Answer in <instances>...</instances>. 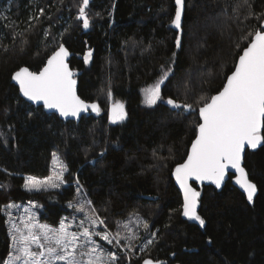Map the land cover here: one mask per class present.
<instances>
[{"label": "trees", "instance_id": "trees-1", "mask_svg": "<svg viewBox=\"0 0 264 264\" xmlns=\"http://www.w3.org/2000/svg\"><path fill=\"white\" fill-rule=\"evenodd\" d=\"M81 3L0 0V264L11 250L6 205L35 201L40 219L57 224L81 194L111 232L136 218L156 232L142 250L136 242L129 253L118 249L120 264L145 257L171 264H264V145L244 157L258 187L252 202L231 175L221 190L199 189L203 227L183 216L172 177L197 134L200 97L222 89L248 34L264 30V0H185L180 32L172 24L174 0H90L87 29L78 19ZM62 43L73 52L79 95L100 105L79 122L32 105L12 82L23 66L39 71ZM164 72L162 100L144 105L142 89ZM168 98L195 110H174ZM112 101L127 112L115 124L108 116ZM56 152L67 164L64 184L25 188V175L49 176Z\"/></svg>", "mask_w": 264, "mask_h": 264}, {"label": "snow or ice", "instance_id": "snow-or-ice-1", "mask_svg": "<svg viewBox=\"0 0 264 264\" xmlns=\"http://www.w3.org/2000/svg\"><path fill=\"white\" fill-rule=\"evenodd\" d=\"M176 8L172 24L181 29L185 0H174ZM90 0H82L79 7V17L83 28L90 26L86 9ZM43 12V9H41ZM264 28V24L261 25ZM252 38L235 64L231 75L227 76L226 84L218 94L211 97H200L202 106L198 109L201 122L198 123V135L192 143L187 159L176 166L175 178L183 190L182 214L199 222L204 226L206 221L197 208L200 205L201 193L189 181H211L220 188L228 171L238 173L236 183L246 192L247 200L253 201L257 192V185L249 179L248 172L242 166L245 146L255 149L264 143V30L249 33ZM26 43V42H25ZM176 47L181 46L180 37L175 41ZM67 48L61 44L47 59L46 65L39 71H30L27 67L16 71L12 79L19 90L28 100L40 103L49 110H56L62 117L79 118L82 112L91 108L99 112L97 104L89 105L77 95V81L74 72L69 68L66 58ZM90 55V53H89ZM175 55V53H173ZM168 78V73L162 76L144 90L145 103L156 105L162 100L161 85ZM166 103L174 108L183 107L195 110L194 105H181L174 99L168 98ZM112 121H123L127 117L124 104L115 102L111 108ZM31 115V113L29 114ZM54 159L56 154L53 153ZM66 166L44 181L35 177L29 178L31 188L59 187L64 181ZM59 182V183H58ZM2 187V185H0ZM30 188V190H31ZM90 204V201H85ZM77 211H85L84 203L70 204ZM94 213V209L92 210ZM23 228L12 224L13 252L8 264H117L119 257L113 252L102 250L93 237H100L109 244H120V232L114 235L106 232L93 231L92 227L103 224L94 214L87 216V224L80 220L78 228L82 231H69L70 225L63 221L59 228L35 221L34 214L28 216ZM127 228V225H123ZM143 228L149 230V224L143 222ZM38 230V231H36ZM135 233L126 237L131 242L137 239ZM152 244L153 240L147 241ZM211 243V238L208 239ZM91 245V247H89ZM43 257V259H41ZM86 257V260L84 259ZM143 264H154L151 259H145ZM155 264H161L156 261Z\"/></svg>", "mask_w": 264, "mask_h": 264}, {"label": "rangeland", "instance_id": "rangeland-1", "mask_svg": "<svg viewBox=\"0 0 264 264\" xmlns=\"http://www.w3.org/2000/svg\"><path fill=\"white\" fill-rule=\"evenodd\" d=\"M87 59L89 60V58H87ZM151 85H148L142 89V103L144 105H147L144 102L145 101L144 90ZM162 85H161V87H162ZM112 102H116V101H112ZM147 106H149V105H147ZM55 154H56V159H54V157L52 158L51 172H50L49 176H52L55 172H58L60 170L61 165L66 166V171H64V176H65L67 173V170H68L67 164L64 161V159L60 156L59 153L56 152ZM49 176L37 177V176H32V175H25L24 186H25V188L30 190V188H31V185L29 184V178L30 177H35L39 181H44ZM63 184H64V181L62 183H59V187L62 186ZM56 188H58V187H56ZM41 189H52V187L44 186V187H38V189L37 188H31V190H41ZM85 201H88L87 198L81 194L78 196V198L76 200L70 202L69 206H70V204L84 203L85 211L83 213H81V212L77 211L76 209H74L73 207H71V209H72L71 213L64 215L57 224H51V223L45 222V221L40 219V217H39L40 207L35 201L29 200L27 202H11L8 205H6L4 207V212L6 214L8 230H9V234L11 237V250H10V253H9L7 259L5 260L4 264H8V261L11 259L12 255H14L13 241H12V234H13L14 230L12 229V224H16L19 227L23 228V225L25 222L33 223V221L28 220V216L30 214H34V216H35L34 222L47 224L53 228H59L60 223L63 221L65 224L70 225L69 231H74V232L82 231V228H78L80 220H84L85 223L87 224V216L90 214H94L92 212L91 203L87 204V203H85ZM98 219L101 220L100 218H98ZM143 222L144 221H142L140 218L139 219L138 218L132 219L129 221H124L121 224V227L119 228V232H120V244L119 245H115V242L113 244H109L107 241L101 239L100 237H93V239H95L97 244L102 247V250H104L106 252H113L118 257L120 254L118 249H120V251L123 253H129L130 251H133L134 247H135L133 245L134 242H136L137 245H139L140 250H142L149 245L147 243V241L150 239L154 240L155 236H156L155 231H152L150 233L149 230L146 231L143 228ZM123 225H127L128 227L124 228ZM92 230L93 231H99V232H106V233L113 234V235L115 234V232H111L104 225V223L103 224L98 223L96 226L92 227ZM36 231H38V230H36ZM133 233H135L138 238L129 242V240L126 239V237L133 235ZM89 247H91V245H89ZM41 259H43V257ZM84 259L86 260V257ZM119 261H120V258L117 261V264H120ZM58 264H64V262H58Z\"/></svg>", "mask_w": 264, "mask_h": 264}, {"label": "water", "instance_id": "water-1", "mask_svg": "<svg viewBox=\"0 0 264 264\" xmlns=\"http://www.w3.org/2000/svg\"><path fill=\"white\" fill-rule=\"evenodd\" d=\"M184 10H185V6H184ZM183 15H184V12H183ZM182 22H183V16H182ZM264 24V23H263ZM181 27H182V24H181ZM178 30V29H177ZM179 32L181 31V29H179L178 30ZM63 44V46L65 47V48H67V50H68V52H69V55L67 56V58H66V62L68 63V65H69V68L74 72V74H75V71L73 70V68L71 67V65H70V59L72 58V55H73V52L72 51H70V49L66 46V44L65 43H62ZM248 46V45H247ZM246 46V47H247ZM245 47V48H246ZM59 49V47L56 49V50H58ZM56 50H54V51H56ZM53 51V52H54ZM52 52V53H53ZM242 52H243V50H242ZM242 52H241V54H242ZM52 53L48 56V58L52 55ZM240 54V55H241ZM239 55V56H240ZM47 58V59H48ZM239 58V57H238ZM237 62H238V59H237ZM236 62V63H237ZM46 63H47V60H46ZM46 63H45V65H46ZM44 65V66H45ZM43 66V67H44ZM23 67H27L30 71H33V70H31L28 66H23ZM23 67H21V68H23ZM42 67V68H43ZM41 68V69H42ZM40 69V70H41ZM234 70V69H233ZM17 71H19V69L17 70ZM16 72V71H15ZM15 72L13 73V75L15 74ZM13 75H12V77H13ZM229 75H231V73L229 74ZM228 75V76H229ZM76 81H77V85H78V80H77V78H76V76L74 75V77H73ZM12 82L18 87V89H19V85H18V83L14 80V79H12ZM225 84H226V82H225ZM224 84V85H225ZM77 85H76V91H77V95H79V93H78V87H77ZM222 89H223V87H222ZM221 89V90H222ZM220 90V91H221ZM19 92H20V90H19ZM216 94H218V92L217 93H215L214 95H216ZM20 96L22 97V98H24L26 101H28V102H30L32 105H34V106H36V107H42V109L46 112V113H54V114H56V115H58L59 116V118L60 119H62L63 121H75V122H79L80 120H81V118L83 117V116H86V115H90L91 113H98V112H96V111H93L91 108H89L88 109V111H86V112H82L81 114H80V117L79 118H74V117H67V118H65V117H62V116H60V114H59V112L58 111H56V110H49V109H47V108H45L44 106H43V102H40V103H36V102H33V101H30V100H28L26 97H24L23 96V94L20 92ZM80 96V95H79ZM81 97V96H80ZM81 99H83L82 97H81ZM86 103H88L89 105H91V104H97L98 106H99V109H100V105H99V103L97 102V101H88V100H86V99H83ZM117 102H120V103H122L121 101H117ZM113 103H115V102H111V104L109 105V109H108V116H109V120H110V122L111 123H114L113 121H112V118H111V116H112V113H111V108H112V104ZM179 104H181V103H179ZM168 105V104H167ZM182 105V104H181ZM172 109H177V108H174L173 106H171V105H169ZM124 108H125V105H124ZM187 111H190L189 109H186ZM125 111H126V108H125ZM127 113V112H126ZM200 118V117H199ZM120 122V121H119ZM200 122H201V120H200ZM115 123H118V122H115ZM114 123V124H115ZM198 135V128H197V134H196V136ZM196 136L194 137V139H193V141L191 142V144H190V147H189V150H188V154L190 153V151H191V146H192V143L195 141V139H196ZM264 145V143H262V144H260V145H258L257 146V148H255V149H252V148H250V146H245V151H244V153H243V160H242V166L245 168V166H244V157H245V154H246V151L247 150H256V149H258L259 147H261V146H263ZM187 154V155H188ZM187 159V156H186V158H185V160ZM184 160V161H185ZM183 161V162H184ZM183 162H181V163H183ZM180 164V163H179ZM178 165V164H177ZM176 165V166H177ZM176 166L174 167V169H173V171H172V177H173V180H174V182H175V184H176V186H177V188L179 189V191H180V194H181V197H182V205H183V190L181 189V187H180V185H179V183H178V181L176 180V178H175V168H176ZM246 169V168H245ZM247 171V170H246ZM230 175L232 176V178H231V182H232V184L235 186V187H237L240 191H242L244 194H245V196L247 197V194H246V192H244V190L236 183V176L238 175V173H235V170H229L228 171V173H227V175H226V177H225V180H224V182H223V184L221 185V187L220 188H217L216 187V185L214 184V183H212L211 181H203V182H200V181H189V183H191L192 184V186L194 187V188H196V190L197 191H199L200 193H201V191L199 190L201 187H203L204 185H211V186H213V187H215L217 190H221L223 187H224V185H225V183H226V181L230 178ZM249 176V175H248ZM250 179V178H249ZM251 180V179H250ZM252 181V180H251ZM253 182V181H252ZM193 183H195L196 184V186L193 184ZM255 183V182H254ZM256 184V183H255ZM257 185V184H256ZM257 192H258V187H257ZM257 192H256V194H257ZM255 194V195H256ZM255 195H254V197H255ZM254 199V198H253ZM199 208H200V205H199V207L197 208V212H199ZM182 211H183V209H182ZM199 214V213H198ZM187 218H189V217H187ZM191 219V218H190ZM192 220H194V219H192ZM194 221H196V220H194ZM145 259H151V260H153L154 261V264H155V262L156 261H159V262H161V264H171V263H169L167 260H163V259H153V258H151V257H145L141 262H140V264H143V261L145 260ZM172 264H182V263H179V262H176V263H172Z\"/></svg>", "mask_w": 264, "mask_h": 264}]
</instances>
